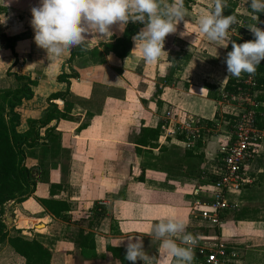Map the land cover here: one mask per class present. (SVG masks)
Wrapping results in <instances>:
<instances>
[{
	"label": "crops",
	"instance_id": "1",
	"mask_svg": "<svg viewBox=\"0 0 264 264\" xmlns=\"http://www.w3.org/2000/svg\"><path fill=\"white\" fill-rule=\"evenodd\" d=\"M38 2L24 8L19 0H0V91L17 87L12 75L36 80L32 97L17 108L22 131L27 119L49 110L48 94L65 89L56 77L70 68L77 74L68 86L72 120L50 122L54 142L44 140L45 146L26 156L29 168L47 172V182H36L27 199L13 203L8 229L39 242L49 251L50 264H121L113 255L125 251L131 238H141L145 251L157 254L160 241L151 234L153 225L176 218L201 241L235 250L238 264H264V132L247 168L252 183L230 198L238 208L222 213L217 228L199 218L206 207L198 204H208L211 178L219 173L229 132L226 123L233 107L223 99L230 93L223 87L235 77L227 73L225 45L237 37L238 22L226 41L211 42L197 22L213 0H192L185 22L164 40L167 54L157 61L146 62L132 40L123 59L106 54L98 65L81 56L67 65L69 53L54 59L34 43L30 10ZM232 12L236 18L243 14L235 5ZM123 29L113 25L110 33H93L83 45L91 49L112 41ZM6 37L16 38L14 52L21 64L12 65ZM54 104L61 109V102ZM167 111L172 116L166 117ZM176 114L196 119L206 129L190 149L180 143ZM143 129H159L150 145L138 142ZM49 185L60 186L53 198L70 206L67 223L45 213L36 201L49 197ZM95 206L101 215L93 214ZM78 230L92 235L93 249L77 248L73 239ZM0 264L24 261L1 244Z\"/></svg>",
	"mask_w": 264,
	"mask_h": 264
},
{
	"label": "clouds",
	"instance_id": "2",
	"mask_svg": "<svg viewBox=\"0 0 264 264\" xmlns=\"http://www.w3.org/2000/svg\"><path fill=\"white\" fill-rule=\"evenodd\" d=\"M226 6L227 0H213L211 10L198 19L199 31L211 42L226 41L230 27L238 22L235 15H224ZM246 6L258 23L264 0H246ZM30 11L34 43L47 56L59 58L82 46L93 33L108 34L113 25L138 22L144 26L132 39L148 63L167 54L164 40L176 32L179 22H185L187 14L184 0H39ZM257 23L247 26L254 40L231 43L232 50L224 60L228 75H254L264 61V29ZM151 234L160 241L157 254H148L143 240L135 237L128 239L124 259L130 264H193L198 238L186 232L183 220H161L153 225Z\"/></svg>",
	"mask_w": 264,
	"mask_h": 264
},
{
	"label": "trees",
	"instance_id": "3",
	"mask_svg": "<svg viewBox=\"0 0 264 264\" xmlns=\"http://www.w3.org/2000/svg\"><path fill=\"white\" fill-rule=\"evenodd\" d=\"M191 0H184L185 8L191 4ZM234 4L232 0H227V6L224 8V15H234L232 8ZM236 16V15H235ZM144 25L138 22H129L122 31L120 37L106 42L100 43L96 47L87 49L84 45L75 47L69 53V58L66 62L69 65L74 58L87 56L88 60L94 64H103L104 55L112 54L118 59H123L129 55L131 49V42L134 35H136ZM249 40L251 35L248 33ZM6 47L10 50L13 57L12 65L21 64L23 59L14 52L15 37H6ZM235 42L241 44L243 41L238 37H232L230 44L226 47V52L232 50L231 43ZM244 74V73H242ZM8 76V74H7ZM17 82V87L14 89L8 88L0 91V245L6 244L13 253L21 257L24 264H50V253L39 242L34 239H25L20 236L19 230L13 228L7 229L3 224L1 215L3 213V206L8 201L13 203H20L27 199L32 193L36 182H47L44 178L47 172L39 171L38 168H29L26 165V156L32 154L34 148L40 149L45 146L44 140L52 141L53 127H47L52 121L66 120L71 121L72 117L69 115L71 110L72 98L68 91L69 81L75 79L77 74L69 68V73L58 75L56 80L65 83L63 91L50 93L46 96V103L49 105V110L40 113L35 119H27L25 121V129L20 131V116L17 108L22 101L29 100L33 95V88L37 82L35 79L26 76L12 75ZM256 82V90L264 91V61L257 67L254 74ZM236 84L229 79L223 91L234 92ZM159 90H155L158 94ZM214 99V98H213ZM259 102H264V97L260 96L257 99ZM55 101L61 102V109H58L54 104ZM264 112V109H262ZM256 127L264 132V123L256 120ZM83 126L80 125L78 131ZM43 129L41 136L39 131ZM159 129H143L141 139L138 140L140 144L150 145L151 141H155L158 136ZM146 138H148L146 140ZM181 138V137H180ZM212 181L215 178H211ZM60 189L58 185H49L48 195L46 199H37V203L44 210L45 213L51 217L67 223V217L70 211V206L63 200L54 199L57 191ZM94 215H101L100 206H95ZM187 231V229H186ZM75 245L79 249L90 248L93 249L92 235L90 233H83L78 230L73 239ZM113 249L106 248V252L110 253ZM118 256L113 255L121 264H130L124 259L125 251L121 250Z\"/></svg>",
	"mask_w": 264,
	"mask_h": 264
},
{
	"label": "built area",
	"instance_id": "4",
	"mask_svg": "<svg viewBox=\"0 0 264 264\" xmlns=\"http://www.w3.org/2000/svg\"><path fill=\"white\" fill-rule=\"evenodd\" d=\"M258 15L257 23L252 14L254 22L251 24L257 23L258 27L264 29V13ZM248 33L252 37L251 40H254L253 35L249 31ZM235 82V91L223 94V99L233 107V111L230 113L231 119L226 123L229 132L222 148L221 167L211 183L208 204H198L206 207L199 214V218L213 228L222 225L219 219L222 213L233 212L238 208V204L230 200L231 196L237 195L244 186L252 183V179L247 175V168L263 136V131L256 127V120L264 123L262 110L264 102H259L255 98L254 75L241 74L239 78L235 77ZM170 116L172 113L167 111L166 117ZM175 117L176 133L181 137L180 143L185 149H190L206 129L196 119L179 117L178 114ZM194 252L193 264H238L239 262L235 250L221 243L208 244L199 238Z\"/></svg>",
	"mask_w": 264,
	"mask_h": 264
},
{
	"label": "rangeland",
	"instance_id": "5",
	"mask_svg": "<svg viewBox=\"0 0 264 264\" xmlns=\"http://www.w3.org/2000/svg\"><path fill=\"white\" fill-rule=\"evenodd\" d=\"M20 3H22V7L26 8V7H30V3H37L38 0H19ZM192 1V0H191ZM234 5L238 8L239 11H241L240 16H238L239 18H237L238 20V27L236 28V35L239 39H241L244 43L246 41H248L249 36H248V31H247V26L251 23L254 22V19L252 18V12L251 9H249L246 6V0H232ZM15 3H18V0H15ZM246 23V25H245ZM235 29V30H236ZM264 97V91L261 90H256L255 91V98L256 100L258 99V97ZM232 198L235 199V196H232ZM13 206V202L11 203H7L5 204V206L3 207V213L1 215V219L3 221V224L5 225V227L8 229V226L10 225L9 222H6V218H9L12 214L11 212V207ZM40 226H37V228H39ZM238 259V258H237ZM240 260V259H239Z\"/></svg>",
	"mask_w": 264,
	"mask_h": 264
},
{
	"label": "water",
	"instance_id": "6",
	"mask_svg": "<svg viewBox=\"0 0 264 264\" xmlns=\"http://www.w3.org/2000/svg\"><path fill=\"white\" fill-rule=\"evenodd\" d=\"M7 222H10V219L9 218H7V220H6Z\"/></svg>",
	"mask_w": 264,
	"mask_h": 264
}]
</instances>
